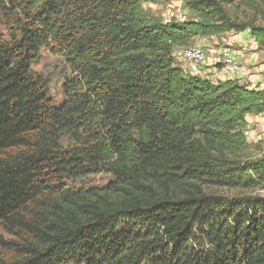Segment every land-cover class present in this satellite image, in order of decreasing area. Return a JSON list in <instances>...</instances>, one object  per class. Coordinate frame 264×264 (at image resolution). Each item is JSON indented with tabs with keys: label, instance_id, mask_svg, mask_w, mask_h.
Wrapping results in <instances>:
<instances>
[{
	"label": "trees",
	"instance_id": "16d2710c",
	"mask_svg": "<svg viewBox=\"0 0 264 264\" xmlns=\"http://www.w3.org/2000/svg\"><path fill=\"white\" fill-rule=\"evenodd\" d=\"M181 2L165 22L145 4ZM256 0H0V264H264V89L185 71L178 48L264 28ZM64 59L63 101L33 65ZM108 176L105 184L86 185ZM222 190L233 193H224Z\"/></svg>",
	"mask_w": 264,
	"mask_h": 264
},
{
	"label": "rangeland",
	"instance_id": "374dc122",
	"mask_svg": "<svg viewBox=\"0 0 264 264\" xmlns=\"http://www.w3.org/2000/svg\"><path fill=\"white\" fill-rule=\"evenodd\" d=\"M255 5V9H249L244 6L238 5V3H234L230 7V12L238 19V23L240 24H254L256 27L264 28V0H256ZM143 9L147 16L159 18L165 22L177 21L182 23L192 19L193 17V15L185 8V6L181 2L145 4L143 6ZM201 43L197 46H205V49H211V47L217 49H223L225 47L232 48L235 52V56L244 58V62H247L249 66H256L257 68H259L260 71L258 73H255L254 76H263L264 81V50L259 49L258 44L252 37L250 31L241 34L231 32L221 37H216L211 40H205V42ZM194 45L193 47H197ZM186 49L188 48H178L176 52L178 51L179 54L183 56V51ZM33 69L36 73L43 76V78H45L49 82L50 94L56 104L61 103L63 101V76L68 71L64 59L44 52L41 54L39 60L33 65ZM239 70L240 66L238 63V71ZM249 126L250 127L248 129V132L252 134H250V136L248 137V142L252 145V154L254 156L264 154V114L261 115L260 119L256 122H250ZM108 180V176L93 177L86 180L84 184L101 185L105 184ZM221 192L234 194V192H228L224 190H222ZM250 194L256 196H264V192H255ZM0 235H2L6 239H9V236L3 231L1 226Z\"/></svg>",
	"mask_w": 264,
	"mask_h": 264
},
{
	"label": "crops",
	"instance_id": "0c3cea01",
	"mask_svg": "<svg viewBox=\"0 0 264 264\" xmlns=\"http://www.w3.org/2000/svg\"><path fill=\"white\" fill-rule=\"evenodd\" d=\"M214 38L216 37L199 38L196 40L194 46L199 45L201 42H205V40H211ZM199 47H205V46H199ZM221 50L222 49H217L214 47L213 48L211 47V49L207 48L206 49L207 61L201 66V70L204 71V73L207 75V79L210 80L213 84H217L218 82H224L228 80H238L241 84H247L250 89H256L258 85L264 82L263 76H254L255 73H258L260 71L259 68H257L256 66H249L247 62H244L243 60L244 58H241L239 56H236V58L237 61H239L238 63L240 66V70L233 77L225 76V74H223L222 65L220 64V58H219ZM175 56L182 69L191 73V66L187 62L181 61V54H179L178 51L176 52ZM260 117L261 116H256V117L250 116L248 117V123L250 122L254 123L257 120H259Z\"/></svg>",
	"mask_w": 264,
	"mask_h": 264
},
{
	"label": "built area",
	"instance_id": "2783aa9c",
	"mask_svg": "<svg viewBox=\"0 0 264 264\" xmlns=\"http://www.w3.org/2000/svg\"><path fill=\"white\" fill-rule=\"evenodd\" d=\"M220 64L222 65L223 74L227 77H233L238 72V62L235 52L232 48L225 47L220 53ZM181 61L187 62L191 66V73L207 79V75L201 70L202 64L207 61V52L204 47H191L183 51ZM204 73V74H203ZM256 88L263 90L264 82ZM250 132L246 131L245 136L248 139Z\"/></svg>",
	"mask_w": 264,
	"mask_h": 264
}]
</instances>
